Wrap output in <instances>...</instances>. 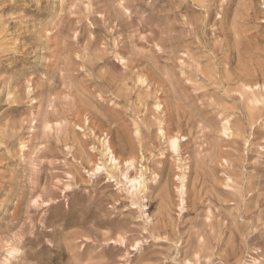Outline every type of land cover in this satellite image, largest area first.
<instances>
[{"label": "rangeland", "instance_id": "rangeland-1", "mask_svg": "<svg viewBox=\"0 0 264 264\" xmlns=\"http://www.w3.org/2000/svg\"><path fill=\"white\" fill-rule=\"evenodd\" d=\"M0 264H264V0H0Z\"/></svg>", "mask_w": 264, "mask_h": 264}, {"label": "bare ground", "instance_id": "bare-ground-1", "mask_svg": "<svg viewBox=\"0 0 264 264\" xmlns=\"http://www.w3.org/2000/svg\"><path fill=\"white\" fill-rule=\"evenodd\" d=\"M171 147L175 150L176 149V147H177V143H176V141L174 140V139H172V141H171Z\"/></svg>", "mask_w": 264, "mask_h": 264}]
</instances>
